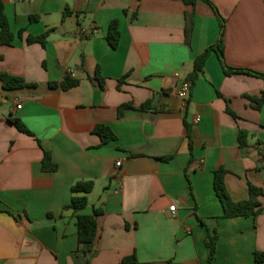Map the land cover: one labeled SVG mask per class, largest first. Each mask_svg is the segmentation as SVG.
<instances>
[{
    "label": "crops",
    "instance_id": "obj_1",
    "mask_svg": "<svg viewBox=\"0 0 264 264\" xmlns=\"http://www.w3.org/2000/svg\"><path fill=\"white\" fill-rule=\"evenodd\" d=\"M210 1L225 19L226 64L264 74V0ZM3 2L15 38L0 46V74L35 85L6 89L0 80V264H85L75 257L77 216L95 210L89 264H131L124 259L133 256L136 264H209L214 228L213 264H264L255 262L264 253V79L225 75L211 52L188 98L177 95L220 37L215 10L203 0ZM115 20L114 49L107 35ZM50 30L45 46L27 42ZM68 70L79 84L63 90ZM148 101L151 109H137ZM124 104L135 109L119 116ZM97 125L116 139L103 144ZM44 151L55 171L43 170ZM221 168L234 201L249 198V183L262 189L258 216L222 218L214 190ZM82 181L94 187L75 212L71 188Z\"/></svg>",
    "mask_w": 264,
    "mask_h": 264
},
{
    "label": "trees",
    "instance_id": "obj_2",
    "mask_svg": "<svg viewBox=\"0 0 264 264\" xmlns=\"http://www.w3.org/2000/svg\"><path fill=\"white\" fill-rule=\"evenodd\" d=\"M197 0H182L185 5H194ZM208 3L216 12L220 27L221 33L217 43L208 48L204 54H202L194 64V71L189 76L190 81H195L200 74L203 73L204 65L206 59L208 58L211 52H215L220 60V63L223 67V71L225 75L230 76L234 74H246L254 77H258L264 79V74L248 70V69H238L229 67L224 58V30H225V19L220 15L215 5L210 0H203ZM65 15V14H64ZM32 21L38 20L37 16L31 17ZM23 31L19 33L20 37L22 36ZM50 31L45 32L40 36H28L27 42L29 44L32 43H40L42 46H45L50 34ZM14 34L10 29V25L8 19L4 12V2L0 0V46H11L14 41ZM107 40L112 48H117L120 40V32L118 30V21H113L110 25V29L107 35ZM96 80L102 86L104 83V78L100 75L99 71H96L95 74ZM0 80L3 82V85L6 89H17L30 85L24 79L11 76L5 73L0 74ZM79 84V80L75 78L67 77L60 83V87L63 90H69L73 87H76ZM57 86L56 84H53ZM254 99V98H253ZM255 100V99H254ZM258 107L264 104V98L259 99ZM152 102L148 101L145 104L141 105L138 110H149L151 109ZM127 109H135L131 104H124L119 108V116L124 114V111ZM228 112L235 116V114L228 109ZM12 123L16 126V128L28 135H33L28 128L19 120L13 119ZM186 137L188 139V144L190 149L193 147V142L191 138V130L190 127L187 126ZM94 133H96L102 139V143H108L110 141H114L116 139V135L111 130L110 127L105 125H97L94 129ZM239 143L242 147L247 145L248 134L244 131H240L239 133ZM42 168L44 171H55L57 169V165L53 162L51 153L49 151H44V157L42 160ZM227 171L223 168L219 169L215 172L214 178V190L216 196L223 207V216L222 218H233V217H249V216H258L261 212V204L259 201V196L262 195L263 191L261 188H258L249 183V198L247 200L242 201H234L225 185V175ZM94 184L91 181L86 182H78L71 188V208L74 209L75 212H80L85 209L88 205V194L93 190ZM100 215L99 210H95L92 215L78 214L77 216V228H78V250L75 252V257H82L84 259L85 264H89L90 259L95 255V245L98 238V219L97 217ZM219 219V218H217ZM218 242V231L217 228L213 230H207V236L205 240V245L209 251V264H213L216 254ZM136 257H131L124 259V263L136 264ZM255 262L256 263H264V253L256 251L255 252Z\"/></svg>",
    "mask_w": 264,
    "mask_h": 264
},
{
    "label": "built area",
    "instance_id": "obj_3",
    "mask_svg": "<svg viewBox=\"0 0 264 264\" xmlns=\"http://www.w3.org/2000/svg\"><path fill=\"white\" fill-rule=\"evenodd\" d=\"M84 35H85V36H89L90 34L84 32ZM74 76H75V72H74V70H68V71L66 72V77H65V78H67V77L74 78ZM191 85H192L191 81H190V80H186V81L182 84V86L180 87V89L177 91V95H178V97L181 98L182 100L187 99L188 96H189V94H190ZM19 108H20V106H19ZM196 121L199 122V121H200V118H196ZM121 164H122L121 162H117L116 165H117L118 167H120ZM170 210H171V211H174V210H175V206H171V207H170Z\"/></svg>",
    "mask_w": 264,
    "mask_h": 264
}]
</instances>
